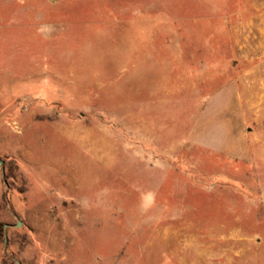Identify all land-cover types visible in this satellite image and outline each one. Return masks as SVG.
I'll list each match as a JSON object with an SVG mask.
<instances>
[{"label":"rangeland","instance_id":"obj_1","mask_svg":"<svg viewBox=\"0 0 264 264\" xmlns=\"http://www.w3.org/2000/svg\"><path fill=\"white\" fill-rule=\"evenodd\" d=\"M0 264H264V0H0Z\"/></svg>","mask_w":264,"mask_h":264},{"label":"water","instance_id":"obj_2","mask_svg":"<svg viewBox=\"0 0 264 264\" xmlns=\"http://www.w3.org/2000/svg\"><path fill=\"white\" fill-rule=\"evenodd\" d=\"M3 176H4V179H5V172H4V170H3ZM5 182H6V179H5ZM18 227H20V226H22V224L20 223V224H18L17 225ZM8 226H6V228H7Z\"/></svg>","mask_w":264,"mask_h":264}]
</instances>
